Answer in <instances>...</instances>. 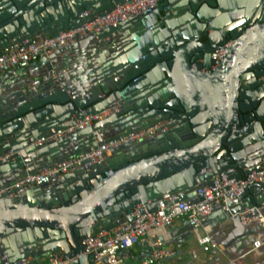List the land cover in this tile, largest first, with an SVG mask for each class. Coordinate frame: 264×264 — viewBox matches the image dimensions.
Instances as JSON below:
<instances>
[{"label":"water","instance_id":"obj_1","mask_svg":"<svg viewBox=\"0 0 264 264\" xmlns=\"http://www.w3.org/2000/svg\"><path fill=\"white\" fill-rule=\"evenodd\" d=\"M127 1L0 0V49L74 28ZM84 9L90 12L79 16ZM230 38L212 68L211 51ZM263 74L264 0H158L27 66L0 72V156L11 151L0 158V188L109 138L158 122L166 127L110 147L52 182L1 193L0 264L27 256L38 263L50 252L66 255L67 264H93L82 239L132 220L136 205L154 211L169 195L196 202L197 182L210 184L231 166L236 178L258 170L264 165ZM114 106L88 126L32 143ZM260 185L226 199L227 208L213 202L202 221L213 249L225 256L219 264L264 258V244L261 256L246 253L260 226L239 217L264 199Z\"/></svg>","mask_w":264,"mask_h":264},{"label":"built area","instance_id":"obj_2","mask_svg":"<svg viewBox=\"0 0 264 264\" xmlns=\"http://www.w3.org/2000/svg\"><path fill=\"white\" fill-rule=\"evenodd\" d=\"M157 1L158 0H130L116 3L112 8L106 9L102 13L95 14L91 20H86L74 28L59 31L55 35H36L34 39L24 38L20 41L3 46L0 49V72L12 67L27 66L30 62L37 60L41 56H47L55 49L68 45L84 34L100 30L108 25L116 24L129 15L136 14L148 7L154 6ZM89 12L88 9H84L79 13V16L87 15ZM233 40L234 39L230 38L211 51L210 56L214 60V63L211 64L212 68L224 57L226 54V47H228ZM262 78L264 79V74ZM111 108H115V106L99 113L86 114L83 118L77 119L73 125L64 129H57L48 136H41L32 141V143L41 145L46 140L57 138L77 127L83 128L88 126L94 119L101 118L103 115L107 114ZM169 121L170 119H167L163 123L166 124ZM160 124H162V122L109 138L97 147H91L89 151L66 157L57 164L40 171L27 173L13 184L0 188V194L7 192L8 189L16 188L15 191L8 193V196H11L15 192H20L36 184L52 182L64 172L86 167L102 158L103 152L107 151L110 147L131 140L149 138L154 136L157 132L165 130L166 127L159 128ZM10 154L11 151H8L0 156V158H7ZM85 159H88V161L83 162ZM235 170L236 168L231 166L213 175L212 183L210 184L203 185L197 182L195 191L201 199L196 202H188L185 199H177L175 195H169L158 204V208L154 211H147L144 208L143 211L140 212V205H136L131 212L133 215L132 220H124L117 226L110 229H102L94 235L83 238L82 242L85 245L84 252L92 255L93 264H122L119 251L124 248H129L140 239H143L146 242L147 251L142 258L135 262V264H172L171 259L179 255L182 242L175 241L166 243L163 236L159 235L158 230L172 224L175 220H179L183 225L188 224L190 226L197 242L204 250L213 248L215 242L212 239L210 228L204 226L206 228L205 232H198V228L202 225V221L212 208V203H222V206L227 208L226 199L240 198L248 185L254 182L261 183L259 189L264 194V165L260 166L258 170L253 169L240 178L230 176ZM251 193L250 196L255 198L256 196L253 197ZM233 216L234 214L230 215V217ZM239 217L241 223L244 225L258 224L260 226V229L253 235V241L250 243L246 253L261 252L259 248L264 244V199L240 211ZM192 255L195 256V251H192ZM3 257H5V255H3ZM68 260L69 258L60 252H50L44 262L33 263L34 257L27 256L11 263L5 261L4 264H67ZM229 262L231 263L232 261L230 260Z\"/></svg>","mask_w":264,"mask_h":264},{"label":"crops","instance_id":"obj_3","mask_svg":"<svg viewBox=\"0 0 264 264\" xmlns=\"http://www.w3.org/2000/svg\"><path fill=\"white\" fill-rule=\"evenodd\" d=\"M251 195L253 197L256 196L254 192L251 193ZM182 225L183 224H181L179 220H175L169 228L166 226L165 228L158 230L159 235H162L166 241L173 237L171 235V230H174L175 241L182 242V248L179 255L171 259L172 264H210V261H214V264H219L225 260V256L216 249L211 248L209 250H204L197 242L192 230L189 229L187 232L185 229H180ZM206 228L209 227L207 226ZM206 228L204 225H201L198 228V232L204 233ZM146 251V242L143 239H140L131 247L121 249L119 255L122 258V264H135L138 257L144 256ZM192 251H195V256L192 255ZM254 254L261 256V252ZM45 260L46 257L42 258L41 262H44ZM237 264H251V261L248 259L247 261H241ZM254 264H264V258L259 257Z\"/></svg>","mask_w":264,"mask_h":264}]
</instances>
